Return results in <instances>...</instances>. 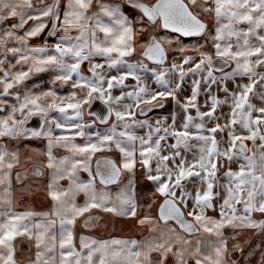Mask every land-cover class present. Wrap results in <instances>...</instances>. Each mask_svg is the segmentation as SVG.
<instances>
[{"label": "snow or ice", "instance_id": "obj_1", "mask_svg": "<svg viewBox=\"0 0 264 264\" xmlns=\"http://www.w3.org/2000/svg\"><path fill=\"white\" fill-rule=\"evenodd\" d=\"M45 179L50 206L18 208ZM101 213L146 231L86 234ZM249 230L264 237V0H0V264H264Z\"/></svg>", "mask_w": 264, "mask_h": 264}, {"label": "rangeland", "instance_id": "obj_2", "mask_svg": "<svg viewBox=\"0 0 264 264\" xmlns=\"http://www.w3.org/2000/svg\"><path fill=\"white\" fill-rule=\"evenodd\" d=\"M211 23V21H209ZM43 35L41 34V37L39 38L40 41L43 39ZM196 40L195 37H192ZM34 42H37L36 39H34ZM41 78L43 80H47L48 77L47 75H41ZM27 143V142H25ZM33 146L35 147H41V143L39 142H32ZM58 153H61L59 150ZM28 153L25 150H21V165L25 164H30L31 162L25 160V156ZM47 169H45V178L47 177L46 173ZM29 179H37L34 177H30ZM25 184H28V181H25ZM45 184H46V179L44 180L43 183L36 184L33 183L29 185L30 191L26 192L24 195H21L19 191L16 193V199H17V207L19 208H29V206L36 205L39 208L44 207V192H45ZM17 188H20V185H16ZM152 192V188L148 185H146L145 181L143 178H140V184H139V195H140V203L143 204L145 200L148 199L149 195ZM152 215L156 214V206L154 205L152 209L148 210ZM145 212V208H140V214L143 215ZM96 214V213H94ZM211 214V213H210ZM103 216L104 221H108L109 225L108 228L103 227V223L99 225L96 229L90 230L86 234H91L95 235L97 237H104L107 238L110 235H117V236H123L126 233H130L132 230H137V225L135 220L129 221L125 220L123 218H116L114 221L115 227H113V221L112 217H110L107 214H101ZM77 231H80L79 225L77 226ZM244 235V239L248 240L249 243L246 245L248 248L255 249L257 253L260 251V249H257L256 246L260 244H264V237H261L252 231H247L246 233L242 234Z\"/></svg>", "mask_w": 264, "mask_h": 264}, {"label": "crops", "instance_id": "obj_3", "mask_svg": "<svg viewBox=\"0 0 264 264\" xmlns=\"http://www.w3.org/2000/svg\"><path fill=\"white\" fill-rule=\"evenodd\" d=\"M127 10V9H126ZM183 42L186 43V44H191V43H195L196 40L192 37L190 38H185L183 37L182 38ZM173 47H176L175 44H173ZM85 67V70H86V65L84 66ZM129 83H132L133 81L129 80L128 81ZM59 150H56V154L57 155H63L64 154V150L63 149H60L61 153H58ZM107 154V153H105ZM47 173V171H46ZM82 175H86V174H82ZM138 179L140 180V178L138 177ZM45 193V192H44ZM138 196H139V200H140V195H139V185H138ZM82 199V197L80 198ZM17 200V199H16ZM44 207L42 208H39L36 206V205H32V206H29L30 208H33L35 210H46L49 206H50V203L51 201L46 197V195L44 194ZM140 203V201H138ZM19 208V207H18ZM140 212V209L138 210ZM102 214V213H101ZM125 220H129V221H133L132 219H129V218H123ZM136 222V221H135ZM79 225V224H78ZM137 225V230H132L130 233H126L125 235L123 236H137L139 237V233L141 231H146V225L145 226H140L136 223ZM113 236H117V235H113ZM109 237V236H108ZM17 244H18V248L19 249H24V251H19L17 252V258L18 259H23L26 255H27V248H28V241L27 240H24V239H21V238H18L17 240Z\"/></svg>", "mask_w": 264, "mask_h": 264}, {"label": "water", "instance_id": "obj_4", "mask_svg": "<svg viewBox=\"0 0 264 264\" xmlns=\"http://www.w3.org/2000/svg\"><path fill=\"white\" fill-rule=\"evenodd\" d=\"M185 38H190V37H185Z\"/></svg>", "mask_w": 264, "mask_h": 264}]
</instances>
